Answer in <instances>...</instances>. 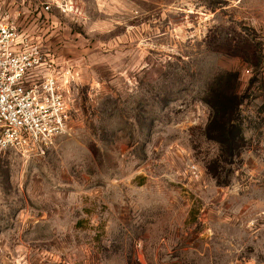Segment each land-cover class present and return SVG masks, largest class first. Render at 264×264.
Wrapping results in <instances>:
<instances>
[{"label": "rangeland", "instance_id": "374dc122", "mask_svg": "<svg viewBox=\"0 0 264 264\" xmlns=\"http://www.w3.org/2000/svg\"><path fill=\"white\" fill-rule=\"evenodd\" d=\"M66 2L0 0L75 72L46 156L0 153V264H264V0Z\"/></svg>", "mask_w": 264, "mask_h": 264}, {"label": "built area", "instance_id": "2783aa9c", "mask_svg": "<svg viewBox=\"0 0 264 264\" xmlns=\"http://www.w3.org/2000/svg\"><path fill=\"white\" fill-rule=\"evenodd\" d=\"M67 0H30L37 11L67 12ZM60 68L39 37L0 18V153L26 159L46 156L69 130L74 74Z\"/></svg>", "mask_w": 264, "mask_h": 264}, {"label": "trees", "instance_id": "16d2710c", "mask_svg": "<svg viewBox=\"0 0 264 264\" xmlns=\"http://www.w3.org/2000/svg\"><path fill=\"white\" fill-rule=\"evenodd\" d=\"M237 107L235 106V104H233V102L229 101V99H224V101H220L218 102L215 106L213 105L212 107V111H213V116L215 119V123L216 120H218L219 117H221L222 119H225L224 117H229L227 111L231 110V113L233 111H236ZM215 125V124H214ZM213 125V127H214ZM225 136L227 137V135L225 134Z\"/></svg>", "mask_w": 264, "mask_h": 264}, {"label": "crops", "instance_id": "0c3cea01", "mask_svg": "<svg viewBox=\"0 0 264 264\" xmlns=\"http://www.w3.org/2000/svg\"><path fill=\"white\" fill-rule=\"evenodd\" d=\"M31 3V2H30ZM14 4V3H13ZM16 4V3H15ZM15 4L13 5V6H8L7 8H5L4 10H3V12L1 13L0 12V18H4V19H10V20H14L16 23H17V26L19 27V29L21 30V31H23V29H22V27H26V25H28V23L29 22H27V23H24V22H22V20L20 21V20H18V18L21 16V14H19V13H17V12H15L14 10L15 9H13V12L11 13V12H9V10H11L12 8H16L15 7ZM22 6H24L25 4L24 3H22L21 4ZM24 7H26V5L24 6ZM27 9H29V10H31V9H33V10H35V11H37L36 9H35V6L34 5H32V3H31V5H29V6H27L26 7ZM8 11V12H7ZM8 13V14H7ZM17 14V18H16V15ZM16 18V19H15ZM21 27V28H20ZM24 32V31H23ZM30 35V34H29Z\"/></svg>", "mask_w": 264, "mask_h": 264}]
</instances>
